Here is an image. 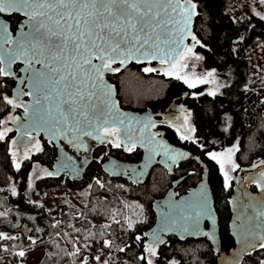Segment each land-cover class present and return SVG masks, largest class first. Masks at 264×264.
Segmentation results:
<instances>
[{
	"label": "trees",
	"instance_id": "trees-1",
	"mask_svg": "<svg viewBox=\"0 0 264 264\" xmlns=\"http://www.w3.org/2000/svg\"><path fill=\"white\" fill-rule=\"evenodd\" d=\"M195 2L199 15L194 20L193 34L200 41L195 50L207 66L222 75L215 95L209 94L207 84L189 87L176 75H165L153 63H131L109 77L116 85L120 103L127 108L148 105L162 109L174 100L183 101L194 129L192 136L181 139L173 128H166V135L208 165L222 245L228 248L234 242L228 230L234 184L231 181V187L224 189L220 167L209 153L236 144L234 160L239 169H250L255 161L264 159V3ZM145 67L157 71L144 72ZM4 89H0V97ZM3 108L0 99V115ZM8 149L7 142L0 141V212L6 213L0 216V232L17 239L0 240V264H25L36 251H41L37 264H83L85 259L88 264H146L139 257L146 256L144 232L154 222L151 201L169 185V175L163 167L154 169L141 185L109 178L95 162L77 181L39 175L30 183L33 157L21 161L17 170ZM54 155L46 145L35 158L51 166ZM182 171L186 176L180 185L185 189L196 184L202 167L189 158L180 164L176 174ZM251 187L256 188L254 184ZM29 237L36 241L35 245ZM104 240L111 246L104 247ZM74 245L81 250L78 256L68 254L74 251ZM20 250L26 252L25 257L15 255ZM96 256L101 257L99 262ZM216 260L207 240L171 236L159 247L153 264H215ZM261 261L264 248L257 247L238 264Z\"/></svg>",
	"mask_w": 264,
	"mask_h": 264
},
{
	"label": "snow or ice",
	"instance_id": "snow-or-ice-1",
	"mask_svg": "<svg viewBox=\"0 0 264 264\" xmlns=\"http://www.w3.org/2000/svg\"><path fill=\"white\" fill-rule=\"evenodd\" d=\"M197 9L195 0H0V15L6 14L9 20L15 14L22 17L15 34L9 30L10 23L0 19V78L17 81L13 97L3 95L0 99L14 109L23 108L25 118L21 124L20 117H8L21 130L20 139L13 140L9 149L15 168L20 169V160L31 158V149L24 137L32 141L33 131H46L51 140H63L71 135L69 143L79 141L83 136H91L100 142L111 138L107 142L114 147L124 143L126 151H133L136 142L132 124L127 115L120 112L118 102L113 99L114 86L108 84L105 75L120 72L130 61L150 64L157 60L161 65H168L165 75H176L177 79H184L189 87H195L193 82L177 74L176 70L178 67H187L180 61L190 54L194 55L193 48L200 44L191 31L193 19L199 15ZM188 37L194 42L193 46L185 47L180 52V46ZM17 62L23 65L21 72L24 75L21 77L12 71V66ZM143 71L153 72L157 69L145 67ZM208 75L213 76L214 73ZM201 82L207 83L206 80ZM5 87V84L0 83V89ZM209 94L215 95V92ZM23 97H30V100L26 102ZM5 123L0 120V126ZM149 124L155 126L151 120ZM144 127H148V124ZM11 131V128L0 130V141ZM139 131L143 136V129ZM153 141L154 136L149 135L147 143ZM129 143L131 146H127ZM141 143L145 141L141 140ZM32 147L41 150L38 142ZM235 150L209 153L220 167L225 190L231 187L230 172L239 167L233 159ZM151 151L155 152V149ZM164 154L173 162L183 155L171 152L166 147ZM260 164H264V161H260ZM253 167L258 165L254 164ZM47 175L52 176L54 173L48 172ZM260 177L256 183L264 193V172L260 173ZM29 179L31 183V177ZM11 191L13 195L16 194L14 187ZM248 207L252 209V215L247 216L237 229V235L241 238L239 242L243 245L242 252L257 247V240L260 241L258 246L264 248V201L258 207L253 204ZM173 208L176 215L171 223L192 235L201 234L202 220L215 224L203 188L195 200L175 202ZM5 214L0 212V216ZM166 215L171 217V212ZM167 230L161 229V232ZM202 234L215 240L214 231ZM11 239L17 237L0 232V240ZM28 239L35 245L36 241L32 237ZM152 240L153 243L144 249L148 256L139 257L146 264H153V260L148 257L155 256L154 245L163 242L160 232H154ZM103 246L110 247L111 242L104 240ZM80 251L74 245V251L68 254L78 256ZM15 255L23 258L26 252L20 250ZM95 260L99 262L101 257L96 256ZM83 264H88L87 259Z\"/></svg>",
	"mask_w": 264,
	"mask_h": 264
},
{
	"label": "flooded vegetation",
	"instance_id": "flooded-vegetation-1",
	"mask_svg": "<svg viewBox=\"0 0 264 264\" xmlns=\"http://www.w3.org/2000/svg\"><path fill=\"white\" fill-rule=\"evenodd\" d=\"M0 19L5 20L6 22H9L10 23V29L9 30L11 32H13V34H15L17 27H18V21L21 20L22 17H20L19 14H15L9 20V17L5 14V15H0ZM150 64H152V63H150ZM22 67H23V65L20 62H17L16 64H14L12 66V71L16 74L17 77H21L24 75V73L21 72ZM110 74H112V73H107L106 75L109 78V80L112 81L111 78L109 77ZM0 81H2L3 84L6 85V89H4L2 91L3 95H8L10 98H12L14 95V89L17 86V81L13 80V79H9V78H0ZM25 90H27V89H25ZM23 99L27 102L30 100V97H23ZM119 103H120V99H119ZM3 105H4V108H3V111L0 115V120H4V121H6V123L3 126H0V130H3L4 128H11L12 129L11 132L6 133L5 139L3 140V141L7 142L8 148L10 149L12 147V141L16 140V138H17V140L20 139V136L18 137V134L20 135L21 130L18 129V126L16 123H13L12 121L8 120V117L10 115L20 117L21 118L20 123L23 124L25 121L24 110H23V108H15L14 109V108H12L11 105H7L4 101H3ZM120 106L122 108H127V107L123 106L121 103H120ZM146 107H150V106L146 105L144 108L136 109V110L141 111V110L145 109ZM150 108L153 111L159 112L158 115L154 116L155 117V121H154L155 126L154 127L152 126L153 130H160L161 131V132H159L158 135L163 134L172 143H175L166 135V128H168V129L173 128V129L177 130L176 133L178 135L186 136L182 130L183 126L179 123L180 121L182 122L184 120L183 119L184 112L187 110V108L184 106V103L182 100H174L168 106H166L165 108H162V109H153L152 107H150ZM189 118H190V116H189ZM178 119H179V122H177ZM31 134L34 137V139L32 141H28L27 137H24V140L28 143V145L31 149L29 152V155L31 158L33 157L31 160V162H32L31 171L34 168H37V167L41 168L42 167L45 170V173L43 175H47L48 172H53L52 165L51 166L45 165L44 163H42L41 160H38L37 158H35V156L39 155L43 151L44 147L47 145V146H50L55 152L54 159H53V162H54L56 154H57V146H56L54 140L50 139L49 135H48L49 137L45 138L42 133H40L38 137H36V135H37L36 132H32ZM108 139H111V138H106L105 142H99L98 140H95V139H92L89 137H85L86 146L84 147L83 150L80 148L74 149L67 144H63L65 146V148L70 153L73 154V156L77 162V166L83 167V165H85L86 167L84 170H82L81 175L77 179H71L72 176H74V177L78 176L77 172L75 171V169H77L78 167L75 165L76 168L73 169L74 168L73 164L69 162L70 164L65 165L67 167L64 166L65 168L62 169V170H66V172L68 171V173L62 174L60 176H56V178L67 177L72 181H77L83 177V175L87 171V168L89 167V165L92 162H95V163L99 164L100 169L105 173V175L107 177L115 178L118 180L120 179L123 182H129V183H132L134 185H141V184L145 183V181L148 179L150 173L154 169L158 168V166H161L165 169V171L169 175V185L165 188V190L163 191L162 194L154 197L153 200L151 201V210H152L153 215H154V222H153L152 226L148 227L144 232V240H143L144 241V249H145V246L153 243L152 234L154 232H160L161 239L163 242L159 243L158 245H154L156 247V255L158 253L159 247L164 242H166L171 236H175L180 240H185V239L207 240L210 243L211 251L217 257L220 252H216L212 249V244L206 236H197V237L187 236V237L182 239V238H179L175 234H167L165 231L161 232V229H163V228H159L156 225H154L156 222V218H157V213H156L154 205H153L154 200L160 199L163 196H165V194L168 192V190L172 187L173 182H176L178 179H179V181L177 182L176 185H174V187H172L173 189L171 191V193L174 195V198L181 196L182 194L186 193L191 187L196 185V184H194V185L186 187L185 189H182V186L180 185V183L183 179H185L186 173H184V171H182V172L176 174V169L180 166V164L183 161H186L187 159L180 161L178 164H174L170 171L168 170L167 167H165L159 163H154L152 165V167L149 169L145 179L142 182L136 183L132 180V178H134V179H136L137 177H138L137 179L141 178V175L137 176L136 170H135L136 168H132V167L122 168L121 166L119 167L113 159H119L121 161L129 162V163H137V162L142 161L143 156H144V149L139 147V146H136L133 151L129 152V151L125 150V144L121 143L120 147H114L112 143L107 142ZM59 140L62 141L61 139H59ZM36 142L39 143V147L41 149L40 151H37L34 147H32V145H34ZM176 144H178V143H176ZM178 145H180V144H178ZM127 146H131V145H127ZM180 146H182V145H180ZM182 147H184V146H182ZM184 148H186V147H184ZM85 149H87V150H85ZM138 150H139V152H138ZM134 153H136L135 154L136 156L134 155V156H132L133 158H131L130 157L131 154H134ZM22 154H23V148L21 147L20 155L22 156ZM10 155H11V153H10ZM159 158H160V155L158 154L155 157V161L158 160ZM70 159L72 160V158H70ZM21 161H23V160H20L19 162L21 163ZM169 162H170V160H168V163ZM104 167H106L111 172V174H114V175H110L108 172H106L104 170ZM138 167H140V166H138ZM69 169L71 171H69ZM243 170L244 169H239V167H238L235 171H232V175H231V177H232L231 181L233 182L232 184H234L233 185L234 186L233 187L234 193H233V196L231 198L232 203H231V212L229 215L230 219L228 221V228H229L228 230L232 234L234 242L232 245H229L228 248H224L222 245L221 224H220V220H219V215H218L217 210L215 208L216 213H217V217H218L220 247L222 250H225V251H229V249L235 245V235L234 234L237 232L238 226L242 224V222L244 221V219L247 216L252 215V209H250L248 207L249 204H253L254 206L258 207L260 205V201L264 200V193L261 192V190L257 187V185L255 183L247 182L246 180L245 181L243 180V176H244V173L242 174ZM31 171H30V173H31ZM240 175H242V176H240ZM135 176H137V177H135ZM200 178H201V175H200ZM199 179H198V181H199ZM251 184H254L256 186L255 190L251 187ZM212 194H213V192H212ZM213 198H214V196H213ZM254 200H256L255 204H254ZM208 226H209V222H208V220H205L204 221V229H207ZM145 255H146V252H145ZM156 255L154 256V258L156 257Z\"/></svg>",
	"mask_w": 264,
	"mask_h": 264
},
{
	"label": "water",
	"instance_id": "water-1",
	"mask_svg": "<svg viewBox=\"0 0 264 264\" xmlns=\"http://www.w3.org/2000/svg\"><path fill=\"white\" fill-rule=\"evenodd\" d=\"M194 20L195 17L193 19V23L191 26V31L193 33V26H194ZM194 44V42L191 40L190 37H188L187 39H185L182 43V45L180 46L179 51L183 52L185 47H192ZM197 44L195 45V47L193 48V51L195 50ZM177 60H179V57L176 58ZM131 63H136L135 61H130L129 63H127L124 67L121 68L124 69L125 67H127L128 65H130ZM147 62L144 63H137V64H145ZM151 63L154 64V66L158 69H160L161 72H165V70L168 68V65H161L159 63V61L157 60H153ZM115 66H119V65H114ZM107 74V73H106ZM113 74V73H112ZM105 80L108 82V84L114 86V92H113V99L115 101L118 102V106H119V110L121 113H124L127 115L128 121L131 122L132 124V129L135 133L134 135V139L136 142V146H139L141 148L144 149V156L142 161L137 162V163H129V162H125V161H121L119 159H113L117 165L122 168H136V174L137 176L141 175V178L134 179L132 178V180L136 183L142 182L149 169L152 167V165L154 163H159L165 167L168 168V170L170 171L172 169V166L174 164H178L180 161L182 160H186L189 158L194 159L195 161H197L201 167H202V173H201V178L199 179V181L196 183L195 186L191 187L186 193L182 194L181 196L174 198V195L171 193L172 191V187H174V185L177 184V182L179 181V179L176 182H173L172 187L168 190V192L165 194V196H163L160 199H156L153 201V205L155 208V211L157 213V218H156V222L154 225H156L159 228H167L168 230L165 231L167 234H175L177 235L179 238H185L187 236H204L202 233L203 232H211L214 231L215 232V240H211L209 239V241L212 244V249L216 252H220L219 255L217 256V260L215 262V264H231V262L235 261L236 264H238L243 256L252 251L253 249L259 247L258 244L260 243V241H255V243L257 244V247L252 248V249H247L245 251H241V248L243 247V245L239 242V240L241 239L240 236L237 235V232L234 234L235 235V245L233 247H231L229 249V251H225L222 250L220 247V237H219V226H218V217H217V213L215 210V206H214V198H213V194H212V190H211V186L209 184V180H208V165L201 160V158L196 155L195 153L191 152L190 150L176 144V143H172L166 136H164L163 134H159V132H161L160 130H153L152 125L149 124V120H151L152 123H154L155 121V117L156 115H158V111H153L150 107H146L145 109L139 111L136 109H130V108H122L120 106L119 103V99L117 97V91H116V85L114 82L110 81L109 78L107 77V75H105ZM127 122V121H126ZM145 124H148V127H144ZM140 129H143V136H141L140 134ZM36 132L37 135L36 137L39 136L40 133L43 134V136L45 138L49 137L50 135L46 132V131H33ZM49 135V136H48ZM149 135L154 136V141L152 143H147V139L149 137ZM20 135L18 134V137ZM85 137H89L94 139L91 136H83L81 138V140L79 141H74L73 143H69L68 139H71V135H69V137L67 139H63L62 141H60L59 139L54 140L56 146H57V154L55 157V160L52 164V169L54 175L52 176H60L62 174H67L68 171L66 172V170H62L63 168L67 167L65 165L72 163L74 168H76L77 166V162L73 156L72 153H70L63 144H67L69 146H71L74 149H84V147L86 146V140ZM17 140V138H16ZM97 140V139H95ZM141 140H144L145 143H141ZM99 141V140H98ZM100 142V141H99ZM159 142V143H157ZM124 144V143H123ZM82 145V146H80ZM128 145H131L130 143ZM161 145H163L164 147H162ZM165 147L170 150L171 152L174 153H181L183 155L178 156L176 161L173 162L172 160L168 159L167 156H165ZM152 149H155V152L151 151ZM159 153L160 158L158 160L155 161V157L158 155L156 153ZM72 158V160L70 159ZM168 160H170V162L168 163ZM70 162V163H69ZM76 165V166H75ZM65 166V167H64ZM140 166V167H138ZM78 167V166H77ZM85 165H83V167H78L77 169H75V171L77 172L76 177L72 176L71 179H77L80 175L82 170L85 169ZM104 170L106 172H108L110 175H114L111 174V172L104 167ZM69 171H71L69 169ZM201 188H203L207 194V199L210 205V208L212 210V214L213 217L215 219V224H213L211 221L209 222V226L207 229H204V221H201L200 224V233L199 235H192L188 232L183 231L182 229H180L178 226L173 225L171 223V219L175 217L176 212L173 208V205L175 204V202L178 201H186V202H190L193 201L197 198V194L200 192ZM264 201V200H262ZM260 201V203L262 202ZM256 203V200H254V204ZM169 212H171V217H169L168 214ZM237 253H239V256L237 257Z\"/></svg>",
	"mask_w": 264,
	"mask_h": 264
},
{
	"label": "rangeland",
	"instance_id": "rangeland-1",
	"mask_svg": "<svg viewBox=\"0 0 264 264\" xmlns=\"http://www.w3.org/2000/svg\"><path fill=\"white\" fill-rule=\"evenodd\" d=\"M194 55H188L186 59L180 61L181 64H186L187 67H178L177 68V74L180 76H183L193 82L195 85L201 82L202 80H206L207 83V89L211 92L216 91L220 84L222 83V75L218 71L214 70L213 68L207 66L203 59H197L196 57H201L199 53L196 52V50L193 51ZM208 73H214L213 76H209ZM184 81V79H182ZM117 91V90H116ZM183 121L179 122V119L177 122H179L183 127L182 130L185 133L186 136L190 137L193 133L192 129V123L190 122L189 114L187 110L184 112ZM177 120V119H176ZM227 149H236V144H232L224 149L218 150L215 153H223ZM236 150L234 151L235 155ZM233 155V159H234ZM260 161H264V159H259L255 161L250 169H244L242 174L244 173L243 180L247 182H252L257 185V181L261 179L260 173L264 172V164H260ZM256 164L258 167H253V165ZM45 173V170L41 167H37L32 169L29 178L31 177V181L35 179L39 175H43ZM232 175V172H230V176ZM242 176V175H240ZM56 177V176H53ZM30 180V179H29ZM41 256V251H36L25 260V264H37L39 258ZM146 256L148 254L146 253ZM148 258L153 260L154 263V256H149ZM6 264V263H5Z\"/></svg>",
	"mask_w": 264,
	"mask_h": 264
}]
</instances>
